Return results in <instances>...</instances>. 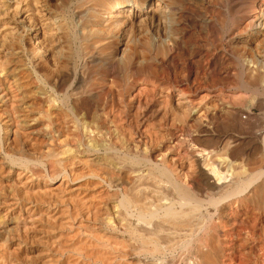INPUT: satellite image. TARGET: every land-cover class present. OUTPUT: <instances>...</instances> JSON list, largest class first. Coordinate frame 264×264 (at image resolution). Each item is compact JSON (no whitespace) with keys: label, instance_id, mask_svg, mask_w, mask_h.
<instances>
[{"label":"bare ground","instance_id":"6f19581e","mask_svg":"<svg viewBox=\"0 0 264 264\" xmlns=\"http://www.w3.org/2000/svg\"><path fill=\"white\" fill-rule=\"evenodd\" d=\"M0 45L7 52L12 53V56L14 54L24 56L36 76L37 81L33 78L36 82H33L35 85H32L34 90L42 92L45 103L50 106L49 110L41 109V116L38 118V121L43 124L42 126L47 131L45 135L47 142L44 141V138L33 141V138L29 136L18 140L15 136L13 152L15 149L24 151L31 161L27 162L26 165L22 162L17 164L18 167L23 165L17 175L20 176L25 172L30 173V177L41 174L42 171L40 173L37 171L40 165L35 162L39 158L43 164L40 163L44 165L49 174V178H47L51 184L59 183L52 188L32 186L31 190L27 188V191H22L24 195L15 199L22 198L26 202L24 205L25 213L20 216L16 229L14 228L16 231L14 230L13 233L0 229V264H132L128 262L129 259L127 260L129 256L138 258L137 264H150L144 262L148 259L144 261L142 259L166 251L169 253V251L172 252L178 248L181 249V253L182 250H191L192 248L197 250V253L198 251L201 253L210 251L216 254L222 253L223 245L226 243L224 244L219 237H222L223 234L220 236L221 233L215 232V228H210L213 231L208 229L205 231L206 222L204 218L207 216L209 219L214 214L206 210L208 206H204L207 215H201L200 209L207 202L216 205L220 201L224 202L222 199L231 198L238 192V188L243 182L242 175H245V172L241 174V171L245 169V166L243 165L244 169L242 168L243 170L240 171V164H237V161L241 159L242 151L234 147L235 145L238 147L244 137L235 132L232 134L229 130L226 132L227 136L220 132V134L210 135L215 138L219 149L222 147L219 152L229 150L231 163L228 162L230 165L227 163V168L220 166V158L219 163L216 162L218 147L212 146V141L209 143L206 138L208 134L216 133L215 131L208 132H210L209 124L217 119L214 111L219 105L228 104L230 106L231 103L232 107L236 108H233L236 110V114L243 108L241 106L239 108L235 104V100L239 96L241 97L238 95L237 89H245L251 92L252 96L258 95L261 106L259 104L257 106L264 108V0H0ZM21 55H19L20 58ZM2 56L5 57L7 54ZM13 57L15 58V56ZM23 68L24 66L21 70ZM10 71L7 72L11 73L12 71ZM27 77L29 78V76ZM5 79L3 80L5 81ZM19 80L21 79L19 78ZM14 81H17L15 77ZM29 83L31 82L29 81ZM10 84L8 88H10ZM23 87L22 90L27 92ZM11 88L17 87H12L11 84ZM232 88H237V92ZM2 91L4 90L2 89ZM19 91L17 90L16 96ZM29 95L28 93L27 97ZM248 95L251 97L250 93ZM16 96L12 97V100ZM22 96H18L17 100L22 101L23 98L20 99ZM42 103L40 102V105ZM15 104L16 101L12 104L13 106L9 105L8 107L12 109ZM5 108L4 111L2 110L3 112H5ZM55 109L63 112L61 117L57 115L60 118L56 117L57 119H55L52 116L54 113L52 110ZM34 110H36L35 107ZM5 113L7 114V111ZM149 115L151 121H149ZM22 117L24 120V116ZM230 117L225 120H232L233 118L230 119ZM32 118L30 117V119ZM22 120L20 119V121ZM157 122L173 128L175 133L171 136L163 135L161 137L155 135L156 131L154 132V130L150 133L148 127L156 126L155 123ZM229 123L231 122L229 121ZM55 124L67 129L66 135L63 136L64 139H61V135L57 137L54 133ZM16 126L19 127L20 125L17 124ZM17 127L15 128L17 129ZM255 127L258 126L255 124ZM262 127L264 128V126ZM262 127L260 130H253L252 135L256 139H254L255 141L259 140V143L264 145ZM16 129L15 131H17ZM159 130L161 129L159 128ZM61 131L64 132L62 129ZM85 131L94 133L90 132L89 134L87 132L89 134L87 139ZM236 132L238 133V131ZM16 135L18 136L19 133ZM7 139L9 140L8 137ZM158 139L160 142L162 141L161 144L166 143L168 139L172 140L178 147H171V142V146L168 145L167 147L169 149L164 150L162 155L159 149V156H162L161 162L160 160L153 162L152 157L148 158L144 156L145 154L142 156L139 154L142 145H153ZM244 140L246 141V139ZM118 143L122 145L123 149L126 148V151H122L125 156H119L117 152L114 153L117 150H113L112 147L114 146L112 145H118ZM65 144L70 146L69 149L75 146L73 149H75L76 154L81 153L82 155H90L93 152L99 154L102 152L101 149H105V156L108 155L109 159H117L119 162L116 161L121 163L122 174L119 177H114L112 175L115 173L108 176L104 172L107 176L102 177L98 173L95 174L96 169L92 175H85L86 172L84 174L78 173L79 170L76 172L73 169L69 170L71 168H68L65 164L66 160H62L61 157V155L65 156L66 151L59 152L61 151L60 145L62 147ZM58 145L59 147H56ZM98 146L101 147L98 148ZM224 147L226 150L223 149ZM57 148L60 150L57 151ZM191 150L193 151L191 152ZM68 152L74 155L71 150ZM22 154L20 155L23 156L24 154ZM126 154H128L129 161H127ZM226 154L228 153L226 152ZM6 155L10 156L11 160L14 159V154L8 152ZM215 155L216 159H214ZM226 156L224 155V158ZM26 160L24 159V161ZM260 160L259 162L263 161ZM114 161L112 164L115 163ZM75 165L78 167L76 163ZM78 165H80L79 162ZM6 166L0 160V194H8L5 193L9 185L6 183L7 178L5 179L8 172ZM42 167L38 169H42ZM105 169H109V167L107 166ZM102 171L98 170V172ZM191 171L197 173V179L194 182H188L186 179ZM86 177H92V179L102 177L103 180L107 181L108 188L116 189L118 186L125 188L123 197L121 196L120 199L116 200H119L123 206L122 209L124 207L132 209L131 216L138 220L135 218L134 222L142 223V225H138L136 222L137 225H135L132 219L128 222H122L126 217L124 219L119 215V218L124 219L121 220V223L116 222L119 232H123L122 234L126 237L129 236L130 242L126 243L123 239L120 242L112 241L109 236L107 238L106 234H99L97 228L95 229V226L90 225L92 223L91 215L95 210L98 211L100 202L99 195L91 193L87 186L90 182L86 183L87 185L82 183L84 180L86 181ZM28 178L27 181L21 180V185H33L34 181ZM47 178L46 180H48ZM39 179L41 180V178ZM253 181L255 182V179ZM247 183L244 185L248 188ZM13 192L15 191L13 190ZM115 192L118 193L116 190ZM115 192L113 190L112 197L105 198V201L107 199L109 202V199L114 198ZM19 193L17 194L19 195ZM101 193L102 191L100 195H102ZM248 195L250 199H259V202L264 205V182ZM169 199L172 200L171 204L166 202ZM103 201L104 199L101 202ZM112 202L114 201L112 200ZM248 202L250 203V201ZM14 204L16 205L11 200L12 207ZM189 204L190 207H188ZM186 205L188 206L185 207ZM108 209L110 210V208ZM216 210L218 212L217 208ZM255 212L258 213L254 210ZM100 213L103 214L104 212ZM108 213L110 214V212ZM214 221L216 223V220ZM218 223L220 224V221ZM151 225L153 226L151 227ZM115 227L117 226L115 225ZM219 227L221 228V226ZM259 229L261 228L259 227ZM254 236L255 234H253ZM195 255L193 254V256ZM173 258L174 256L172 261ZM164 261L162 259L163 264L166 262ZM197 261L199 264L202 262L199 259ZM186 263L188 261L184 264Z\"/></svg>","mask_w":264,"mask_h":264},{"label":"rangeland","instance_id":"374dc122","mask_svg":"<svg viewBox=\"0 0 264 264\" xmlns=\"http://www.w3.org/2000/svg\"><path fill=\"white\" fill-rule=\"evenodd\" d=\"M6 51L5 49H3L2 47H1V45H0V72L2 73L1 75H0V80L3 82H1L0 81V83L2 84H0V93H5V94H0V112H3L4 110V108L6 109L5 110V112L7 111V114L5 113V112H3V113H0V114H2V115H0V124H1V126H0V160L5 164V168H6V171H8L7 173H6V177H5V179H6V183L8 184L9 183V185L7 186V192H5V193H8V194H0V225L2 226H0V229H3L4 231H6V232H14V230L16 229V225H17V223L19 222V218H20V216L21 215H23L24 213H25V209H24V205L26 204V202H24L23 201V199L22 198H20V199H18V200H15L17 197H21L22 195H24L23 194V192H25V191H27L26 189L28 188V190H29V188H30V190H31V188H32V186L33 187H42V188H52V187H54V186H57L59 183H54V184H51V182L49 181V174H48V172H46V170H45V167H44V165H42L43 164V162H42V160L41 159H39V158H37L36 160H35V162L38 164V165H40L38 168H41V166H43L42 167V169H38L37 168V171L40 173L41 171L43 172H41V174H37L36 176L35 175H33V176H31L30 177V173H28V172H25V173H22V174H20V176H18L17 175V172H20V167L21 166H23V165H19V167L17 166V164H20V162H22V164H24V165H26V164H28L29 162H31V161H29V159H28V157H27V155H25V152L24 151H21V150H18V149H15L14 150V152H13V149L15 148L14 146L15 145H13V143L15 142V139H16V137H17V139L18 140H21V139H23L24 137H29V136H31L30 138H33L32 140L33 141H35V139H37V141H38V139L40 140L41 138H44V141H46L47 142V140H46V133H47V131H46V129L44 128V126H42L43 124L40 122V121H38V118L41 116L40 115V111H41V109L42 110H44V111H46V110H49L50 109V106H49V104H47V103H45V97H44V94L42 93V92H36V90H34V88H33V86L32 85H35L34 83H36L34 80H36V76L34 75L35 73H34V71H33V69H32V67L28 64V62H27V60L24 58V56H22L21 54H14L13 56H15V58L12 56V53H10V52H4V51ZM3 51V52H2ZM6 55L7 54V56H5V57H3L2 55ZM9 54H11V55H9ZM9 55V56H8ZM17 55V56H16ZM19 55H21V58L19 57ZM10 57V58H9ZM12 57V58H11ZM5 61H4V60ZM22 59V60H21ZM3 60V61H2ZM7 61H8V64H7ZM16 61V62H15ZM18 61H19V63H18ZM26 61V63L24 64V62ZM4 62H5V64H4ZM21 62H23V63H21ZM9 64H10V66H9ZM4 67H3V66ZM27 65V66H26ZM28 65H29V67H28ZM8 68H7V67ZM17 66V67H16ZM24 66V68H23V70H21L22 69V67ZM1 68H3V69H1ZM16 69V68H19V69H14V70H12V69ZM27 68V69H26ZM31 68V69H30ZM7 69V71L9 72L10 71V69H11V73H8L7 71H5V70ZM24 69H26V70H24ZM29 69V70H28ZM4 70V73L2 72ZM31 70H32V72H31ZM14 71H16L15 73H14ZM21 71V72H20ZM29 71V72H28ZM23 72V73H22ZM5 73H6V75H8V76H6L5 75ZM17 75L18 77H16L15 75ZM22 74V75H21ZM24 74H25V76H24ZM31 74H32V77H31ZM13 75H14V77H15V79L18 81H14V77H13ZM20 75V76H19ZM6 76V77H5ZM27 76H29V78L27 77ZM22 77V78H21ZM24 77H26V78H24ZM30 77H31V79H30ZM6 78V79H5ZM10 79L11 80V82H9L8 83V81H10V80H8V79ZM19 78L21 79V80H19ZM24 78V79H23ZM27 78H28V80H27ZM33 78H34V80H33ZM3 79H5V81L3 80ZM30 79V80H29ZM12 80H13V82H12ZM20 81V82H19ZM29 81L31 82V83H29ZM37 81V80H36ZM15 82V83H14ZM16 82H17V84H16ZM24 82V83H23ZM34 82V83H33ZM8 83V84H7ZM12 84V87H17V88H11V84ZM19 83V84H18ZM22 83V84H21ZM27 83V84H26ZM6 84V85H5ZM9 84H10V88H8L9 87ZM13 84H16V85H13ZM20 84H21V86H20ZM25 84V85H24ZM30 84V85H29ZM3 85H5V86H3ZM18 85V86H17ZM24 86V87H23ZM22 87H23V89H26V91L27 92H24L25 90H22ZM27 87V88H26ZM6 88V89H5ZM21 89V91H19V89ZM2 89L4 90V91H2ZM14 89V90H13ZM19 91L18 92V94H17V96H16V93H17V90ZM29 89V90H28ZM236 89L237 88H232V90H235V92H237L238 93V95H241V97L239 96V98H237L236 100H235V104L239 107V108H241V107H243L242 109H240L238 112H237V114L239 113V112H242V113H239L238 115L236 114V110H234V109H236L234 106L232 107V105H231V103L229 104L230 106H228V104H221V106H222V108H221V106L219 105L218 106V108L214 111V115L217 117V119H215V122L213 121L211 124H209V126H210V132H208V133H211V131H215L216 133H211V134H208V136H207V140L206 141H208L209 143L211 142V144H212V146H214V147H218V149H219V146H218V144H217V142H216V140H215V138H213V137H211L213 134L215 135V134H225L226 135V132H228V130H229V132L230 133H232V134H237V135H240V136H242V137H244V138H242V142L240 143V144H238V147L235 145V147L234 148H236V149H238L239 148V150H241L242 151V154L240 155V158L241 159H239L238 161H237V164H240L239 165V168H240V171L241 170H243L244 168V170L243 171H241V174L242 173H244L245 172V175L243 176L242 175V178H243V182H242V185L245 187H243L242 185L238 188V192L235 194V196L233 195L231 198L229 197V198H224V200L222 199V201H224V202H218V201H216V202H218V204H216V205H214V204H210V203H206V204H204L203 206H202V208L200 209V214L201 215H207V213H206V210L208 211H211V213H213L214 215H213V217H209V219H208V217L206 216H204L203 218L205 219H203L205 222H206V229H205V231H213L212 229H214V231L215 232H218V234L219 233H221V234H219L220 236H222V234H223V236L222 237H219L220 238V240L225 244V245H223V248H224V250L222 251V253L220 252V253H218V254H216V253H213V252H205V253H201V252H199L198 251V253H197V250H193V248L191 249V250H182V253L180 252L181 251V249L180 248H178V250L176 249V250H173L172 252L171 251H169V253H170V255H169V253H168V251H166V252H163V253H161V254H159V255H155V256H149L148 258L146 257V259L145 258H143L142 260L144 261V260H147V261H144V262H146V263H150V264H163V262H162V259H164L165 261V264H184L185 262H187L188 261V263H186V264H199L198 263V261L196 262V260L197 259H199V261H201L202 260V262H200V264H264V211L262 212V210H264V205H262L259 201V199L258 200H253V199H250L249 198V195L248 194H250L252 191H254V189L258 186V185H260V184H262L263 182H264V145L262 144V143H259L260 141L259 140H257V141H255L256 139L254 138V136L252 135V132H253V130H260L261 129V127L262 126H264V108H261V107H259V106H261L259 103H260V97L258 96V95H256V94H254V96H252V94H251V92H248V91H246L245 89H237V91H236ZM2 91V92H1ZM8 91V93H6ZM31 91V92H30ZM33 91V92H32ZM35 91V92H34ZM23 92H24V94H27L28 95V93L30 94L29 96H30V98H28L27 97V95H24L23 94ZM242 92H244L243 94H242ZM13 93H15V94H13ZM240 93V94H239ZM246 93V94H245ZM250 93V95H251V97L248 95ZM22 96V95H24V96H22L20 99H22L23 98V103H22V101H20L19 99L17 100V98H18V96H20V95ZM41 94V95H40ZM3 97H2V96ZM10 95H11V98H10ZM33 95V96H32ZM34 95H35V97H34ZM36 95H38V96H36ZM40 95V96H39ZM246 97H245V96ZM6 96V97H5ZM14 96H16L15 97V99H13V100H15L16 101V104L18 105H14V108L12 107V109L10 108V107H8L9 105L11 106L15 101H13L12 100V97H14ZM41 96H42V98H41ZM244 96V97H243ZM247 96H249V97H247ZM24 97H27V98H24ZM34 97V98H33ZM40 97V98H39ZM254 97V98H253ZM257 97V98H256ZM6 98V100H4V99ZM8 98V99H7ZM247 100H246V99ZM254 100H253V99ZM2 99V100H1ZM37 99V100H36ZM42 99V100H41ZM44 99V100H43ZM243 99V100H242ZM10 100V101H9ZM30 100H32V101H30ZM240 100H242V101H240ZM251 100V101H250ZM258 100V101H257ZM13 101V102H12ZM18 101V102H17ZM25 101V102H24ZM29 101H30V103H29ZM35 101V102H34ZM44 101V102H43ZM8 102V103H7ZM12 104H11V103ZM37 102V103H36ZM39 102V103H38ZM40 102L42 103V105H40ZM240 102H241V104H240ZM7 103V104H6ZM27 103V104H26ZM31 103H32V105H31ZM244 103V104H243ZM2 104V105H1ZM20 104V105H19ZM22 104V105H21ZM34 104V105H33ZM37 104H39L38 106H37ZM240 104V105H239ZM259 104V106H257ZM7 105V106H6ZM25 105H27V106H25ZM29 105V106H28ZM47 105V106H46ZM228 107H227V106ZM243 105V106H242ZM2 106H4V107H2ZM13 106V105H12ZM22 106H23V109H22ZM37 106V107H36ZM226 106V107H225ZM241 106V107H240ZM24 107H26L27 109H29V110H27V109H25ZM34 107L36 108V110H34ZM39 107H41L40 109H38ZM221 109H220V108ZM230 107V109H228ZM232 107V108H231ZM8 108H9V111H8ZM225 108H227V109H225ZM234 108V109H233ZM11 109V110H10ZM14 109V110H13ZM19 109V110H18ZM33 111H32V110ZM46 109V110H45ZM231 109H233V110H231ZM3 110V111H2ZM23 110V111H22ZM58 110V111H57ZM222 112H221V111ZM225 110V111H224ZM227 110H229V111H227ZM244 110V111H243ZM263 111V113H262V111ZM19 111V112H18ZM20 111H21V113H22V115H21V113H20ZM28 111V112H27ZM30 111V112H29ZM225 113H224V112ZM12 112V113H11ZM23 112H24V114H23ZM52 112H54V113H56V114H54V113H52V116L55 118V119H57L56 117H58V116H62L63 115V112L60 110L59 111V109H55V110H52ZM59 112H61V113H59ZM230 112H232L233 113V115H230V114H232V113H230ZM14 113V114H13ZM20 113V114H19ZM31 114V116H30V114ZM34 113V114H33ZM234 113H235V116H234ZM3 114H5V115H8V116H5V115H3ZM15 114H17V115H15ZM29 114V115H28ZM221 116H220V115ZM228 114V115H227ZM27 115V116H26ZM58 115V116H57ZM223 115H225V116H223ZM262 115V116H261ZM5 116V117H4ZM18 116V117H17ZM19 116H21L20 118H19ZM22 116H24V120H22L23 119V117ZM38 116V117H37ZM222 116H223V118H222ZM227 116V117H226ZM229 116H231L230 117V119H232V120H229L231 123H233V124H231V123H229V121L228 120H225V119H229L228 117ZM234 116V117H233ZM246 116V117H245ZM3 117V118H2ZM14 119H13V118ZM25 117H28V118H25ZM30 117L32 118V119H30ZM36 119H35V118ZM60 117H58V118H60ZM150 117V115L148 116V118ZM219 117V118H218ZM226 117V118H225ZM236 117V118H235ZM257 117V118H256ZM262 117V118H261ZM6 118V119H5ZM13 120H12V119ZM215 118V117H214ZM240 118V119H239ZM241 118H242V120H241ZM2 119V120H1ZM20 119L22 120V121H20ZM33 119H34V121H33ZM220 119H222V120H219ZM238 119L240 120V122L238 121ZM18 120V121H17ZM30 120H32V121H30ZM4 123H3V122ZM7 121V122H6ZM25 121V122H24ZM149 121H151V117L149 118ZM225 121V122H224ZM227 121V122H226ZM242 121V122H241ZM261 121V122H260ZM11 122V123H10ZM21 122V123H20ZM28 124H27V123ZM32 122V123H31ZM220 123L221 125H219L218 123ZM248 122V123H247ZM13 123H16V124H13ZM31 123V124H30ZM217 123V124H216ZM223 123V124H222ZM227 123V124H226ZM236 123V124H235ZM238 123V124H237ZM12 124V125H11ZM18 124V126L19 127H17L16 125ZM156 124V126H157V124H159L157 127H159L161 130H159V128H157L156 126H153L152 125V127H154V128H152L151 126L150 127H148V128H150L149 130H150V133H151V131H153L154 130V132L156 131V133H155V135H157L158 137H161V136H171L173 133H175V130L173 129V128H170L169 126H167V125H163V123H161V122H157V123H155ZM163 125V126H161V125ZM225 124V125H224ZM243 124V125H242ZM255 124H256V126H258L257 128L255 127ZM219 125V126H218ZM236 125V126H235ZM4 128H3V127ZM10 126V127H9ZM17 127V129L15 128V127ZM59 126V127H58ZM218 128H217V127ZM226 126H228V127H226ZM254 126V127H253ZM20 127H21V130H20ZM35 127V128H34ZM170 129H168V128ZM221 127V128H220ZM231 127V128H230ZM236 127V128H235ZM240 127V128H239ZM241 127H242V129H241ZM250 127H251V129H250ZM253 127V128H252ZM8 128V129H7ZM11 128H12V131L14 130V132H12L11 131ZM17 130V131H15V129ZM37 128V129H36ZM42 128V129H41ZM58 130H57V129ZM156 128V129H155ZM163 128V129H162ZM166 128V129H165ZM214 128V129H216V130H212V129ZM234 128V129H233ZM263 128V127H262ZM3 129V130H2ZM18 129H19V132H18ZM35 129H36V131H35ZM40 129H41V131H40ZM44 129V130H43ZM56 129V130H55ZM61 129L64 131V132H62L61 131ZM66 129V128H65ZM64 128H62V126L61 125H58V124H55L54 125V128H53V130H54V133L57 135V137H60V135H61V139H64L65 137H63V136H65L66 135V133H67V129L65 130ZM168 129V130H167ZM172 129V130H171ZM224 129V130H223ZM238 129V130H237ZM61 132H60V131ZM159 130V131H158ZM163 130V131H162ZM223 130V131H222ZM235 130V131H234ZM241 130V131H240ZM263 130H264V128H263ZM6 131V132H5ZM21 131V132H20ZM26 131V132H25ZM28 131H30V132H28ZM56 131H59V132H56ZM166 131V132H165ZM232 131V132H231ZM236 131H238V133L236 132ZM16 132V133H15ZM27 133L26 135H25V133ZM35 132V133H34ZM90 134V132H92V131H85V135H86V138H87V136L89 135L88 133ZM158 132V133H157ZM164 133V134H162V133ZM220 132V133H219ZM225 132V133H224ZM235 132V133H234ZM241 132V133H240ZM247 132V133H246ZM7 135H6V134ZM19 133V135L17 136L16 134H18ZM58 133V134H57ZM61 133V134H60ZM65 133V134H64ZM94 132H92V134H93ZM153 133V132H152ZM5 134V135H4ZM30 134V135H29ZM33 134V135H32ZM37 134H39V135H37ZM166 134V135H165ZM244 134V135H243ZM160 135V136H159ZM211 135V136H210ZM12 136V137H11ZM16 136V137H15ZM33 136V137H32ZM210 136V137H209ZM227 136V135H226ZM3 137V138H2ZM7 137L9 138V140L7 139ZM13 137H15V138H13ZM63 137V138H62ZM11 138V139H10ZM4 139V140H3ZM88 139V138H87ZM160 139V138H159ZM157 140L156 142H154V144L153 145H151V144H144V146L142 145V148L144 147L145 148V150H144V148H143V150H142V148H140L141 150H140V155L142 156V155H144L145 157H148V158H151V160L153 161V162H155V160H156V162L158 161L159 162V160H160V162H161V159H162V156H159V152H161V155L163 154V152H165V151H167L169 148H167L168 147V145H169V147L171 146V144H172V146L171 147H174V148H177L178 146L177 145H175L174 144V142H172V140H167V139H165V140H167V142L165 143L164 142V144L162 145L161 144V142H160V140ZM211 139V140H210ZM244 139H246V141L244 140ZM251 139V140H250ZM255 139V140H254ZM2 140V141H1ZM42 140V139H41ZM210 140V141H209ZM11 142V143H10ZM172 142V143H171ZM6 143H8V144H6ZM10 143V144H9ZM158 143H160V144H158ZM171 143V144H170ZM217 144V145H215V144ZM258 143H259V145H258ZM15 144V143H14ZM44 144H46V143H44ZM108 144V143H107ZM119 144L120 143H118V145L117 144H114V145H112V146H114V147H112L113 148V150H117V151H114V153L115 152H117V155H121V156H125V154L123 153L124 151H126V148H122V145L120 144V146H119ZM257 144V145H256ZM6 145V146H5ZM10 145H12L13 146V148H12V146H10ZM47 145V144H46ZM109 145V144H108ZM117 145V146H116ZM126 145H127V143H126ZM147 145H148V147H147ZM49 146V145H48ZM72 146V145H71ZM102 146V145H101ZM101 146H98V148L99 147H101ZM149 146H151V147H149ZM56 147H59V145L58 146H56ZM65 147H66V150H64L65 149ZM68 147V148H67ZM102 147H104V145L102 146ZM116 147V148H115ZM141 147V146H140ZM146 147H147V149H146ZM152 147H155V148H152ZM214 147H212V148H214ZM3 148V149H2ZM61 149V151H59L60 149ZM59 148H57L58 150L57 151H59V152H62V151H66V153L64 154L65 156H62L61 155V157H62V160H66L65 161V164L68 166V168H71V169H69V170H72L73 169V171H78L79 170V172L78 173H81V174H84L85 172H86V174L85 175H92L93 174V172H94V170L96 169L97 170V172L95 173V174H99L100 176H102V177H105V176H110V175H112V174H114V175H112V176H114V177H119L120 176V174H122L121 173V171L123 172V168L121 167L120 168V166H122L121 165V163H118L119 161L117 160V159H113V160H115L114 162V164H112L113 163V160H111V159H109L107 156H105V153H104V150L103 149H101V153H97L98 154V156H96L97 154H96V152H93V153H89L90 155H82L81 153L80 154H76V151H75V149H73V148H75V146L72 148L71 147V149H69L70 148V146L68 145V146H66V144L64 145V146H62L61 147V145H60V147ZM81 148H82V146H81ZM97 148V149H98ZM156 148H158V149H156ZM167 148V149H166ZM187 148V147H186ZM221 148L222 147H220V149L218 150H216V152H217V158L218 159H216L215 157H216V155L214 156V159H216V162L217 163H219V161H220V163H221V167L222 168H227L226 166H228V165H230L229 163H231V158H230V155H229V150H227V151H223V152H219L220 150H221ZM233 148V149H234ZM249 148V149H248ZM261 148V149H260ZM10 149V150H9ZM148 149H150V150H148ZM159 149H160V151H159ZM223 149H225V147L223 148ZM222 149V150H223ZM259 149V150H258ZM10 153V154H14L13 156V158L14 159H12L11 160V157L10 156H7L6 154H8V152ZM68 150H71V152L72 153H74V155L73 154H69V152H68ZM147 150V151H146ZM162 150V151H161ZM165 150V151H164ZM226 150V149H225ZM263 152L262 154H261V151ZM5 151V152H4ZM11 151H12V153H11ZM20 151V152H19ZM121 151V152H120ZM123 151V152H122ZM159 151V152H158ZM181 151V150H180ZM193 150H191V152H192ZM17 152V153H16ZM22 152H23V154H22ZM68 152V153H67ZM142 152V153H141ZM147 154H146V153ZM149 152V153H148ZM226 152L228 153V154H226ZM246 154H245V153ZM259 152H260V154H259ZM3 153V154H2ZM104 153V154H103ZM126 153V152H125ZM152 153H153V156H152ZM220 153H223V154H220ZM257 153V154H256ZM5 154V155H4ZM20 154H22L23 156H21ZM27 154V153H26ZM100 154L102 155L103 154V156H100ZM122 154H124V155H122ZM134 154V153H133ZM150 154V155H149ZM156 154H157V156H159V157H157L156 156ZM258 154H259V156H258ZM73 155V156H72ZM76 155V156H75ZM79 155V156H78ZM95 155V156H94ZM150 157H149V156ZM220 155V157H218ZM222 155V156H221ZM224 155H227L226 156V158H224ZM7 156V157H6ZM127 156H128V154H126V158H127ZM157 158H156V157ZM263 156V157H262ZM90 157V158H89ZM105 157V158H104ZM10 158V159H9ZM71 158H74V159H71ZM89 158V159H88ZM159 158V159H158ZM161 158V159H160ZM219 158L221 159V160H219ZM18 159V160H17ZM24 159L26 160V161H24ZM80 159V160H79ZM85 159V160H84ZM102 159V160H101ZM107 159V160H106ZM109 159V160H108ZM128 159V158H127ZM224 159V160H223ZM226 159V160H225ZM261 159V160H260ZM73 160V161H72ZM77 160H79V161H77ZM85 161V162H82V161ZM105 160V161H104ZM111 160V161H110ZM118 162H117V161ZM130 159H128L127 161H129ZM219 160V161H218ZM222 160H223V162H222ZM241 160V161H240ZM259 160L260 161H262V162H259ZM15 161H16V164H15ZM75 161V162H74ZM101 161V162H100ZM104 161V162H103ZM107 161H110V162H107ZM226 161V162H225ZM19 162V163H18ZM24 162V163H23ZM28 162V163H27ZM40 162H42V164L40 163ZM72 162V163H71ZM73 162H74V164H73ZM78 162H79V164L80 165H78ZM90 162V163H89ZM107 162V163H106ZM229 162V163H228ZM245 162V163H244ZM253 162V163H252ZM68 163V164H67ZM72 165H70V164ZM75 163L77 164V166L78 167H76V165H75ZM101 163V164H100ZM118 163V164H117ZM227 163H228V165H227ZM9 164V165H8ZM98 164H100V165H98ZM103 164H105V165H103ZM110 164H111V166H110ZM130 164V163H129ZM226 164V165H225ZM255 164V166H253ZM70 165V166H69ZM75 165V166H74ZM91 165H92V167H91ZM96 165H98V166H96ZM103 165V166H102ZM116 165V166H115ZM117 165H119V166H117ZM224 165V166H223ZM243 165L245 166L244 168H243ZM107 166L109 167V169H105V168H107ZM113 166V167H112ZM13 167H15L14 169H13ZM94 167V168H93ZM97 167V168H96ZM100 167V168H99ZM101 167H103V168H101ZM111 167H112V169H111ZM115 167V168H114ZM22 168V167H21ZM88 168H89V170H88ZM243 168V169H242ZM248 168V169H247ZM262 168V169H261ZM10 169V170H9ZM16 169V170H15ZM101 169V170H100ZM259 169V170H258ZM40 170V171H39ZM83 170V171H82ZM93 170V171H92ZM98 170L99 171H102V170H104V171H102V172H98ZM107 170V171H106ZM111 170V172H108V171H110ZM9 171H10V174H12V175H10L9 174ZM90 171H91V173H90ZM247 171V172H246ZM257 171V172H256ZM14 174H13V173ZM88 172V173H87ZM104 172H106L107 173V175H106V173L104 174ZM261 172V173H260ZM47 174V175H45V174ZM109 173V174H108ZM119 173V174H118ZM190 173V172H189ZM196 172L195 171H191V174H188L189 176H187V181L188 182H194V181H196V179H197V173L195 174ZM249 173V174H248ZM24 174V175H23ZM103 174H104V176H103ZM253 174V175H252ZM261 174V175H260ZM16 175V176H15ZM28 175H29V178L32 180V181H34V184L32 185L31 184V186H30V184H26V185H21V183L20 182H22V181H27V178H28ZM247 175V176H246ZM249 175V176H248ZM260 175V176H259ZM257 176V177H256ZM16 177V178H15ZM24 177H26V178H24ZM48 177V178H47ZM100 178V177H96V179H95V177L92 179V177L91 178H87L86 177V181L84 180L82 183L83 184H85V185H87L86 183H88V182H90L87 186L90 188V190H91V193H94V194H96L97 196L99 195V202H100V204H99V208H97V210L98 211H94V213L91 215V224L90 225H92V226H95V229L99 232V234H101V235H105L107 238H109L110 237V239L112 240V241H122V239H123V241L124 242H130L129 240V236L128 237H126L124 234H122L123 232H119V229H118V224L117 223H121V220L124 218L125 219V217H126V219L124 220V221H122V222H128V221H130L131 219L133 220V222H134V220H135V218L133 219V217L134 216H131V211H132V209L130 210L128 207V209H126V207H124L123 209H122V205H121V203L119 202V200H116V199H120L121 198V196L123 197V192H124V190H125V188H122L121 186H118V187H120V188H118V187H116V189H112L111 187H109L108 188V185H106V184H108L107 183V181L106 180H103V178ZM193 177H194V179H193ZM196 177V178H195ZM247 179H245V178ZM249 177H250V179L251 178H253V180L255 179V182L253 181V180H251L250 181V179H249ZM263 177V178H262ZM19 178H20V180H19ZM28 178V179H29ZM39 178H41V180L39 179ZM46 178L48 179V180H46ZM99 178V179H98ZM39 179V180H38ZM43 179V180H42ZM88 179V180H87ZM102 179V180H101ZM105 179V178H104ZM192 179V180H191ZM15 180V181H14ZM22 180V181H21ZM98 180H100V181H98ZM246 180V181H245ZM261 180V181H260ZM96 181V182H95ZM250 181V182H249ZM19 182V183H18ZM39 182V183H38ZM94 182V183H93ZM100 182H102V183H100ZM248 182V183H247ZM18 185H16V184ZM50 183V184H49ZM246 183H247V185H248V188H247V186H245L246 185ZM253 183V184H252ZM257 185H256V184ZM39 186H38V185ZM47 184V185H46ZM93 184V185H92ZM100 184V185H99ZM245 184V185H244ZM250 184H251V187H250ZM35 185V186H34ZM43 185H44V187H43ZM51 185V186H50ZM253 185V186H252ZM13 186H15V187H13ZM22 188H21V187ZM30 186V187H29ZM46 186H48V187H46ZM10 187H11V189H10ZM13 187V188H12ZM18 187H20V188H18ZM9 188V189H8ZM25 188V189H24ZM247 188V189H246ZM249 188H251V189H249ZM17 189V190H16ZM110 189V190H109ZM13 190L16 192H13ZM95 190H97V191H95ZM100 190V191H99ZM113 190H114V192H115V190L116 191H118V193L117 192H115L114 194V198H111V199H109L108 201L110 202H107V199H108V197L109 196H111L112 197V194H113ZM241 190H243V191H241ZM251 190V191H250ZM21 191V192H20ZM23 191V192H22ZM92 191H94V192H92ZM99 191V192H98ZM102 191V195H100V192ZM20 192V193H19ZM250 192V193H249ZM15 193V194H14ZM17 193H19V195L17 194ZM108 195H107V194ZM242 195H241V194ZM15 196H14V195ZM16 194H17V196H16ZM119 194V195H118ZM122 194V195H121ZM9 195H11V196H9ZM106 195V196H105ZM240 195V196H239ZM13 196V197H12ZM105 196V197H104ZM118 196V197H117ZM237 196H239V197H237ZM245 196V197H244ZM5 197H6V199H5ZM117 197V198H116ZM233 197H235V198H233ZM243 199H242V198ZM105 198H107L106 199V201H105ZM237 198H239V199H237ZM246 198V199H245ZM104 199V201L103 202H101L102 200ZM233 199H235V200H233ZM240 199H242L241 201H240ZM8 200H9V202H8ZM11 200H12V202L14 201L15 203H16V205L14 204V206L12 207V205H11ZM20 200V201H19ZM111 200V201H110ZM112 200L114 201V202H112ZM229 200V201H228ZM250 201V203L248 202V201ZM17 201H19V202H17ZM172 200L171 199H169V201H166L167 203H169L170 202V204L172 203L171 202ZM24 202V203H23ZM107 202V204H105ZM117 202H119L120 203V206H119V203H117ZM236 202V203H235ZM241 202V203H240ZM245 203V205H244V203ZM10 203V204H9ZM104 203V204H103ZM116 203V204H115ZM228 203H231L230 205L228 204ZM238 206H236L235 204ZM243 203V204H242ZM247 203H248V205H247ZM8 204V205H7ZM28 204V203H27ZM110 204H111V206H110ZM227 204V205H226ZM10 205V206H9ZM101 205H102V207H101ZM106 205V206H105ZM220 205V206H219ZM222 205V206H221ZM224 205V206H223ZM234 205V206H233ZM241 205V206H240ZM105 206V207H104ZM113 206V207H112ZM188 205H186L185 207H187ZM206 206H208V207H205ZM218 206V207H217ZM11 207V208H10ZM17 207V208H16ZM101 207V208H100ZM116 207H119V208H116ZM188 207H190V204H189V206ZM211 207V208H210ZM224 207V208H223ZM231 207H233V208H231ZM259 207V208H258ZM107 210L108 208H110V210L108 209L107 211L108 212H110V214L107 212V211H103V210H105V209ZM113 208V209H112ZM216 208L218 209V212H217V210H216ZM235 208V209H234ZM246 208V209H245ZM251 208V209H250ZM258 210H257V209ZM8 209H11V210H8ZM102 209V210H101ZM204 209H206L205 211H204ZM220 209V210H219ZM231 211H230V210ZM240 209V210H239ZM14 210V211H13ZM24 210V211H23ZM127 210H130V211H127ZM214 210V211H213ZM216 210V211H215ZM225 210V211H224ZM229 210V212H227ZM254 210H256L258 213H254ZM261 210V211H260ZM6 211V212H5ZM23 211V212H22ZM104 212L103 214H101L100 212ZM124 211V212H123ZM127 211V212H126ZM253 211V212H252ZM96 212H99V213H97L96 214ZM105 212H107V213H105ZM128 212H130V213H128ZM221 212V214H219ZM236 212V213H235ZM6 215H5V214ZM19 213V214H18ZM113 213V214H112ZM115 213V214H114ZM128 213V214H127ZM203 213V214H202ZM205 213V214H204ZM215 213H217V214H215ZM225 213V214H224ZM229 213V214H228ZM254 213V214H253ZM99 214V215H98ZM101 214V215H100ZM106 214V215H105ZM112 214V216H114V217H112V216H110ZM122 214V215H121ZM124 214V215H123ZM224 214V215H223ZM233 214V215H232ZM16 215V216H15ZM93 215H95V216H93ZM98 217H97V216ZM108 215V216H107ZM122 216L123 218L121 219V218H119L120 216ZM129 215H130V217H129ZM217 217H216V216ZM219 215V216H218ZM240 217H239V216ZM94 218H93V217ZM99 216H103L102 217V219H101V217H99ZM110 216V217H109ZM222 216V217H221ZM229 216H230V218H229ZM239 217V218H236V217ZM18 219H17V218ZM106 217H108L107 219H105ZM117 217V218H116ZM127 217H129V218H127ZM219 217V218H218ZM225 217V218H224ZM242 217V218H241ZM100 219V220H98V219ZM213 218V219H212ZM215 218H218V219H215ZM255 218V219H254ZM97 219V220H96ZM103 219H104V221H103ZM108 219H110V220H108ZM112 219V220H111ZM210 219H212V220H210ZM231 219V220H230ZM238 220V221H233V220ZM94 220V221H93ZM113 220H114V222H113ZM136 220H137V218H136ZM214 220H216V223H215V221ZM217 220H218V222L220 221V224L217 222ZM2 221V222H1ZM8 221V222H7ZM15 221V222H14ZM98 221V222H97ZM117 221H119V222H117ZM138 221V220H137ZM136 221V222H137ZM240 221H243L242 223L240 222ZM111 222V223H110ZM117 222V223H116ZM134 222L135 223V225H137V223H138V225H142V223L140 222ZM226 222V223H225ZM246 222V223H245ZM256 222V223H255ZM94 223V224H93ZM100 223V224H99ZM109 223V224H108ZM116 223V224H115ZM222 223H225V224H223L222 225ZM241 223V224H240ZM97 224V225H96ZM99 224V225H98ZM106 224V225H105ZM144 224V223H143ZM210 224H212L211 226H209ZM8 225V226H7ZM13 225V226H12ZM15 225V226H14ZM115 225L117 226V227H115ZM145 225H147V224H145ZM144 225V226H145ZM216 226L217 225V227H214V226ZM221 226V228L219 227V226ZM97 226V227H96ZM98 226H99V228H98ZM110 226V227H109ZM147 226H150V225H147ZM153 225H151V227H152ZM222 226H224L223 228H222ZM257 226V227H256ZM105 227V228H104ZM116 229H115V228ZM259 227L261 228V229H259ZM8 228L10 229L11 228V230H8ZM15 228V229H14ZM100 228H102V229H100ZM210 228H212V229H210ZM216 228H217V230H216ZM251 228H254V229H251ZM13 229V230H12ZM98 229H100V230H98ZM208 229V230H207ZM224 229V230H223ZM247 229V230H246ZM258 229V230H257ZM115 230V231H114ZM250 230V231H249ZM259 230H261L262 231V234H261V231H259ZM16 231V230H15ZM251 231H253V232H251ZM103 232V233H102ZM106 232V233H105ZM119 232V233H118ZM251 232V233H250ZM114 233V234H113ZM116 233V234H115ZM257 233V234H256ZM112 234V235H111ZM120 234H122L123 235V237H121L122 235H120ZM205 234H207V233H205ZM226 234V235H225ZM251 234V235H250ZM253 234H255V238L253 237ZM257 235V236H256ZM109 236V237H108ZM112 236H114V237H116L115 239H114V237H112ZM119 237H120V239H119ZM207 237V236H206ZM226 237V238H225ZM250 237H251V239H250ZM262 237V238H261ZM126 238V239H125ZM225 239V241H224V239ZM251 240V241H250ZM259 241V242H258ZM263 241V242H262ZM252 242V243H251ZM261 242V243H260ZM253 243H255V244H253ZM228 244V245H227ZM258 244V245H257ZM260 244V245H259ZM229 246V247H228ZM255 246V247H254ZM260 246V247H259ZM258 247V248H257ZM263 247V248H262ZM252 248V249H251ZM262 248V249H261ZM226 249V250H225ZM260 249V250H259ZM189 253H187V252ZM177 252V253H176ZM200 253V254H199ZM181 254H183L182 256H181ZM193 254L195 255V254H197V255H195V256H193ZM200 255V256H199ZM203 257H202V256ZM209 255V256H208ZM217 255V256H216ZM219 255V256H218ZM224 255V256H223ZM158 256V257H157ZM174 256V258H173V261L171 260L172 259V257ZM211 256H212V258H211ZM132 257V258H131ZM164 257V258H163ZM167 257H169V258H171V259H168ZM177 257V258H176ZM181 257V258H180ZM208 258V259H206V258ZM216 257V258H215ZM156 258V259H155ZM190 258V259H189ZM194 258V259H193ZM202 258V259H201ZM209 258H211V259H209ZM129 259V260H128ZM151 259V260H150ZM201 259V260H200ZM204 259H206V261L204 262ZM218 259V260H217ZM127 260H128V262H130V263H132V264H137L138 263V258L136 259V257H133V256H129L128 258H127ZM134 260V261H133ZM158 260V261H157ZM174 260H176V261H174ZM179 260V261H178ZM190 260V261H189ZM170 261H171V263H170ZM185 261V262H184ZM195 261V262H194ZM216 261V262H215ZM155 262V263H154ZM172 262H174V263H172ZM177 262V263H176ZM204 262V263H203ZM213 262V263H212Z\"/></svg>","mask_w":264,"mask_h":264}]
</instances>
